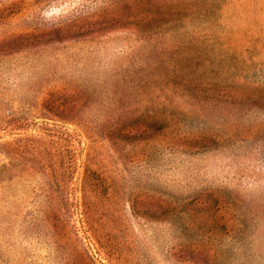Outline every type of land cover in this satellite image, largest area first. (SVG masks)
Wrapping results in <instances>:
<instances>
[{"label":"rangeland","instance_id":"obj_1","mask_svg":"<svg viewBox=\"0 0 264 264\" xmlns=\"http://www.w3.org/2000/svg\"><path fill=\"white\" fill-rule=\"evenodd\" d=\"M0 264H264V0H0Z\"/></svg>","mask_w":264,"mask_h":264},{"label":"trees","instance_id":"obj_2","mask_svg":"<svg viewBox=\"0 0 264 264\" xmlns=\"http://www.w3.org/2000/svg\"><path fill=\"white\" fill-rule=\"evenodd\" d=\"M119 116L122 119H126L128 120L130 117H127V115L124 112H119ZM116 137L118 136L121 139H126V140H131L133 138V134H128V133H117V135H115Z\"/></svg>","mask_w":264,"mask_h":264}]
</instances>
